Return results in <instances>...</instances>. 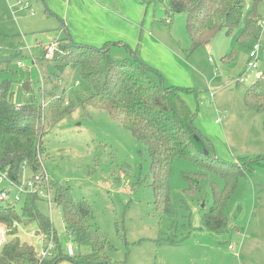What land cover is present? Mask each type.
Listing matches in <instances>:
<instances>
[{
  "label": "rangeland",
  "instance_id": "rangeland-1",
  "mask_svg": "<svg viewBox=\"0 0 264 264\" xmlns=\"http://www.w3.org/2000/svg\"><path fill=\"white\" fill-rule=\"evenodd\" d=\"M18 1L0 0V57L9 60L0 71V84L11 81L15 104H42L43 111L48 112L59 90L44 85L43 79L57 72L51 59L64 52L63 39L92 43L74 37L73 16L71 22L60 15L64 5L47 9L43 0H23L30 4L27 9L20 8ZM140 1L145 16L141 20H146L170 48L162 52L163 69L141 58L162 73L164 86L185 88V100L196 113L195 125L212 140L216 156L231 163L264 155V110L245 104V92L264 74V24H259L264 19V0L257 7L256 20L261 26L258 38L242 39V29L254 5V0H246L237 29L230 33L223 29L210 43L195 49L185 13H168L169 0ZM58 17L65 19L67 29ZM137 38L139 42L140 35ZM258 42L262 45L259 66L253 68L248 65L249 54ZM54 45L56 50L47 56L48 48ZM135 45L141 50V44ZM154 45L149 39L147 48L154 50ZM231 53L232 59H224ZM114 56L123 58V53ZM26 81L30 82L29 91L23 88ZM78 81L76 72L66 83V96L74 93ZM262 81L260 89L264 90ZM45 140L48 152L40 157L39 170L34 172L24 165L16 183L1 178L0 188L9 189L12 197L19 192V183L46 172L49 183L36 189V203L53 222L65 254H69V243L74 245V254L69 256L86 254L90 247L78 245L66 230L62 212L54 202L61 186H69L76 199L92 205L89 223L112 243L111 264H264V159L240 177L224 210L226 224L215 230L204 225L203 214L214 204L213 185L220 190L225 187L222 177L193 159H175L170 181L175 214L161 213L156 207L148 147L105 109L79 107L71 117L50 127ZM185 173L200 174V192L190 194L186 190ZM31 190L20 193L12 212L20 211ZM6 230L0 223V247L7 239ZM36 231L35 222L19 225L20 238L39 249ZM169 238L175 241L169 242ZM58 264L79 263L64 258Z\"/></svg>",
  "mask_w": 264,
  "mask_h": 264
},
{
  "label": "trees",
  "instance_id": "trees-1",
  "mask_svg": "<svg viewBox=\"0 0 264 264\" xmlns=\"http://www.w3.org/2000/svg\"><path fill=\"white\" fill-rule=\"evenodd\" d=\"M261 1L254 0L242 29V39L259 37L261 26L256 17ZM245 3L246 0H169L166 8L168 13L186 14L187 32L195 49L210 43L223 29L227 33L237 29L244 16ZM66 40L63 41L64 52L51 59L57 72L43 79L44 85L50 84L52 89L59 90L48 112L43 111L42 104H15L11 81L4 80L0 84V171H7L15 180L19 179L24 165L38 171L40 157L48 152L45 136L50 127L71 117L79 107L105 109L148 147L156 207L161 213L175 214L170 199L175 159H193L222 177L225 187L220 190L213 185L214 204L203 214V220L206 227L223 229L224 210L240 177L252 170L255 163L260 164L264 155L238 158L231 163L218 158L212 140L195 125L196 113L185 100V88L164 86L162 73L141 59L137 48L129 47L130 57L115 58L108 45L77 43L69 37ZM232 56L231 53L224 59H232ZM8 62L0 57V71ZM76 72L79 81L74 93L66 96V83ZM262 80L264 74L245 92V104L258 110H264ZM40 89L44 91L43 86ZM184 176L190 194L201 191L200 174L185 173ZM38 198L37 192L30 193L20 211L15 213L12 212L14 202L0 201V223L7 229V239L0 247V264H58L64 258L79 264H111L109 251L113 245L107 235L89 223L92 214L89 201L76 199L69 186H61L55 194L54 202L62 212L68 234L78 245L90 247L86 254L69 256L63 252L53 222L39 210ZM31 222L36 223L38 236L42 234L46 239L55 240L57 247L53 256L39 260L35 246L20 238L19 225ZM168 240L175 241L174 238Z\"/></svg>",
  "mask_w": 264,
  "mask_h": 264
},
{
  "label": "crops",
  "instance_id": "crops-1",
  "mask_svg": "<svg viewBox=\"0 0 264 264\" xmlns=\"http://www.w3.org/2000/svg\"><path fill=\"white\" fill-rule=\"evenodd\" d=\"M47 3V9H52L58 4L62 16H67L73 25V35L76 39L92 43L97 47L108 45L110 53L120 55L123 58L130 55V48L135 49L137 44H141V50H137L139 57L144 58L152 65L163 69L162 52L170 50L166 41L161 40L154 34L152 26L147 24L143 13V3L140 0H43ZM50 7V8H49ZM59 13V12H58ZM55 15V14H54ZM57 17V16H56ZM59 18V17H58ZM62 25L67 29L64 18H59ZM72 22V21H71ZM105 24H114L113 28L105 27ZM71 25V23H70ZM138 35H140L139 42ZM68 37L63 39L67 41ZM71 39V38H70ZM155 45L154 50L147 48L148 40ZM72 40V39H71ZM73 41V40H72ZM83 43V42H80ZM133 45H131V44ZM87 44V43H86ZM135 45V46H134ZM138 49V48H137ZM141 58V59H142ZM161 60V61H160ZM160 67V68H159ZM226 112L224 116H227Z\"/></svg>",
  "mask_w": 264,
  "mask_h": 264
},
{
  "label": "built area",
  "instance_id": "built-area-1",
  "mask_svg": "<svg viewBox=\"0 0 264 264\" xmlns=\"http://www.w3.org/2000/svg\"><path fill=\"white\" fill-rule=\"evenodd\" d=\"M20 8H27L29 9L30 7V4H26L24 3L23 0H19L18 3ZM30 11L33 13V9H30ZM167 22H171V19L170 18H167L166 19ZM259 24L262 26L264 24V19L261 21H259ZM261 43L258 42L256 45H255V48L252 49L250 51V60L248 62V65L250 67H253V68H256L259 66V51L261 50ZM54 49L56 50L55 48V45L53 47H49L48 48V53H47V56H50V54L54 51ZM18 65L19 66H24V63L23 62H18ZM213 95V93H211ZM226 113V111H224V114ZM43 166V163L42 165ZM0 179L1 178H8L11 183H16L17 181H15V179L13 177H9V173L7 171H0ZM46 183H49L48 182V178H47V175H46V172H41V173H37L35 174L33 180H29L27 183H19V192L12 196L11 197V194H10V190L9 189H5V188H0V199L3 200V201H6V200H9L11 199L12 202H19L20 199H21V196H20V193L22 191H25V190H28L29 188H31L32 190L30 191V193H32L33 191L35 192L36 189H38V186L39 188L41 189L42 185L46 184ZM48 188H49V185H48ZM39 189V190H40ZM39 190H37L39 192ZM49 195V198H50V194ZM39 242L41 243V247L39 249H37V255H38V258L39 260H43V259H46L48 257H51L55 254V251H56V243H55V240L52 238L50 239H46L42 234L39 235ZM231 248H234L233 246H230ZM67 250H68V253L69 255H73L74 254V245L72 243H69L67 245Z\"/></svg>",
  "mask_w": 264,
  "mask_h": 264
},
{
  "label": "water",
  "instance_id": "water-1",
  "mask_svg": "<svg viewBox=\"0 0 264 264\" xmlns=\"http://www.w3.org/2000/svg\"><path fill=\"white\" fill-rule=\"evenodd\" d=\"M23 88L26 90V91H29L30 90V82L29 81H26L23 83Z\"/></svg>",
  "mask_w": 264,
  "mask_h": 264
}]
</instances>
